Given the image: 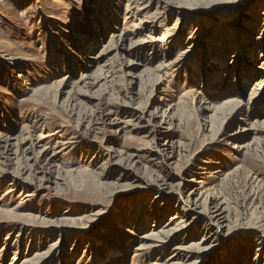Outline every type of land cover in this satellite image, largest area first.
<instances>
[{
  "label": "rangeland",
  "instance_id": "1",
  "mask_svg": "<svg viewBox=\"0 0 264 264\" xmlns=\"http://www.w3.org/2000/svg\"><path fill=\"white\" fill-rule=\"evenodd\" d=\"M127 1H115L119 17L116 23H111L104 30L107 38L112 35L113 28L130 29L135 20L137 23L146 16L144 20L147 21L155 11L153 6L145 15L140 13L135 19L126 13ZM171 1L177 3L176 0ZM240 1L248 0H191L179 7L183 10L181 15L171 14L160 24L156 23L155 37L173 27L180 32V45H170L165 49L169 54L167 61L195 47L193 62L185 64L184 70L179 69L160 85H155L154 77L147 75L145 79L148 81L143 89L139 83L131 84L129 78L122 76V65L128 59L116 56L115 52L91 69V74L105 65L113 69L110 75L113 77L108 78L113 84H107L106 89L109 93L96 100L101 105L106 102L111 105L113 118L125 121L127 116L123 112L126 109L122 104L130 102V94H135L134 102H140L141 108L147 107L151 111L156 107V101L163 97L165 104L159 110L160 115L169 106L175 107L172 113L168 110L174 115L169 131L171 139L168 140L173 144L174 159L167 161L163 146L167 140L157 139L151 133L152 127L119 131L124 128L122 124V127L92 126V112L100 106L80 95L85 94L80 91L85 89H79L78 82L88 66L81 59L87 53V41L96 36L101 22H107L105 17L110 18L109 14L106 16L108 12L103 8V0H0V137L25 139L34 147L39 135L58 131L55 136L42 140L44 146L39 145L48 151L42 154L40 147H35L36 152L31 157L36 158V162L23 160L22 165H25L20 166L16 155H12L11 161L0 164V264H14L15 259V264H22L26 257L48 251L49 259L45 264L165 262L173 247L181 241L199 244L204 231L202 221L174 240L162 254L144 253L139 257L136 251L140 246L139 238L167 224L181 207H184L182 212L188 213L184 203L193 191L203 197L204 207H208L211 201L224 202L233 217L234 233L227 237L228 229H225L218 241L204 246L209 249L203 257L206 261H203L206 264H253L260 250L258 254L263 264L264 243L260 239L264 234V127H259L256 134L228 141L225 134L239 129L238 123H233L232 116L229 117L228 110L219 122L221 124L211 130L203 122L204 115L199 113L201 99L202 103L206 102L202 107L220 106L228 100L220 96L225 83L229 88L233 84L232 74L228 78V74L224 76L226 69L211 64L204 76H208L211 85L217 79L219 82L212 85L213 89L206 90L200 66L216 53L224 56V63L228 64L237 52L234 40L227 38L223 43L220 33L215 32L226 25L221 21L217 23L215 33H207L204 39L201 37L196 42V37L208 29L206 25L199 30V16L209 18L232 13ZM260 8L259 13H262L264 0H261ZM233 18V15L225 17V22ZM56 19L63 23L59 24ZM263 32L260 25L248 30L254 42L262 38ZM143 33L141 37L148 31ZM141 50L138 51L141 55L138 59H153L150 49ZM263 55L255 51L253 69L262 67ZM160 63V59H155L151 65L140 64L137 74L152 72ZM257 78L254 76L245 83L243 95H238L237 99L245 103ZM248 117L249 123L257 120L250 112ZM160 120L161 117L157 119L158 122ZM168 126L169 120L166 119L160 130ZM240 143L250 144L252 147L249 148L253 149L239 151L237 146ZM52 151L57 152L60 158L51 161ZM109 153L112 158L108 157ZM208 162L215 165L210 168ZM27 164L33 167H26ZM32 170L37 179L40 177L39 182L36 180L33 185L25 180L33 173ZM18 172H22V176L15 178L16 183L10 181ZM44 174L51 178L50 181H41ZM12 182L14 188L10 185ZM55 182L59 185L55 186ZM23 189L31 192L32 196L26 199L21 196ZM144 219H147V225L142 222ZM186 236H190L189 239ZM56 244L60 251L51 252ZM217 245L221 247L214 250ZM193 251V257L185 264H201L198 247Z\"/></svg>",
  "mask_w": 264,
  "mask_h": 264
},
{
  "label": "bare ground",
  "instance_id": "2",
  "mask_svg": "<svg viewBox=\"0 0 264 264\" xmlns=\"http://www.w3.org/2000/svg\"><path fill=\"white\" fill-rule=\"evenodd\" d=\"M103 1H104V2H102L104 4L103 8L105 10H107V12H108L106 14V16H108V14H109L110 18L104 16L107 19V22L106 23H105V21L101 22L100 28H98L96 30V31H98V33H95L96 36H92L91 38L88 39L89 41H87V42H88L89 47H88V50H86L87 53H85L83 55V57L81 58L83 61H86L88 66L86 67L85 73L82 76L81 80L78 82V85H79L78 88L80 89V87H81V89H85V90H80L81 92L85 93V94H80V95L85 96L86 97L85 99L89 100L90 103L91 102L95 103L96 100L101 98L103 95H106L107 93H109V91L107 92L106 89H107V84L108 85L113 84V83H111L112 80H110V81L108 80V78L110 79L113 77V75L110 76L113 73V69L110 68L109 65H105L104 67L100 68L94 74H91V69L98 62L102 61L105 57L111 55L113 52H115L116 56H120L124 59H128V62L122 65V76L129 78V80L131 81L130 83L133 85L139 83L140 89H143V87L146 84V81H148V79H145L146 75L148 77L149 76L154 77V80H155L154 84L160 85V83L161 84L164 83L166 81V79H168L171 76V74L174 73V75H175V72L177 73L179 71V69H182L184 67L185 64H190L193 62V60L195 58L194 50H193L195 48L194 46L192 48L190 47L189 48L190 50H187L185 52L183 51L180 56L173 59L172 61H167L169 54L167 55L165 53V49L169 48L170 45L171 46L173 45L176 47V45H180L179 43H181L180 32L175 27L166 29L159 36H156V37L154 36V33L156 32V27H155L156 23L160 24L161 22H163L167 18L168 15H171V14L177 13V14L181 15L182 14L181 12L183 10L182 11L179 10L180 9L179 7L183 6L184 4L186 5V4L190 3L191 0H176L177 3H173L171 0H128L127 1L128 3L126 5V13H128V15H130V17L132 16L133 18L136 19L137 15L140 13H143L145 15L148 11H150V9L153 8V6H155V11L153 12V14L150 17L148 16L149 20H147V21L144 20L145 18H147L146 16L143 19L137 20V23L135 20L133 22L134 24H132V27L130 29H123L122 28L123 30L122 29L120 30L117 27H115V28L112 27L113 31L111 33L112 35L110 36V38L109 37L107 38V32H105L104 30L108 29L112 25L111 23H116L117 16H118L116 13V10H117L116 6L117 5L115 2L116 0H103ZM238 3L240 5L237 6L238 8L236 10H233L232 13L226 12V13L219 15V16H213V17L209 16V18L204 17V16H199V21H200V29L199 30H201V28H203V26L205 27L206 25H208V29L206 32L202 31V33L200 35H198L197 37L195 36L196 42L198 40H200L201 37H202V39H204L203 37L207 33L209 34L210 32L211 33L214 32L217 23H219L221 21V22H223V24H226L225 25L226 27L224 25L220 26L219 29L218 30L216 29V31H215V32L220 33V36L222 37L220 41L221 42L223 41V43H225L227 38L228 39L230 38V39L234 40L233 41L234 45L237 47L236 56L231 60L230 63L225 64L224 59H223L224 56H222L220 53L219 54L216 53L215 55H211V57L210 56L208 58L206 57L207 61L204 64H202L203 66H200V70H199V71H201V77H202V81L204 84L203 88H206V90L213 89L212 85L214 86L215 83L219 82V80L217 79L218 81L217 80L214 81L213 84L211 85V83H209L210 79L207 78L208 76H204V73L209 71L208 68L211 64L219 66L220 68L222 67L223 70L226 69V71H224L225 72L224 76H226V74H228V78H229V75H231V74L233 75V78H232L233 84L231 85V88H229V85L227 83H225V85H224L225 90H221V94H220L221 97H223V98L225 97L228 100L224 101L220 106H216V107H214V106L212 107L210 105L209 106L204 105L202 107L203 103H206V102L202 103L203 99H201L199 101V103H200L199 113L201 112L202 115H204V121L203 122L205 125L209 126L210 130L212 128H214V126H216V125L219 126L221 124L219 122L225 118V114H226L225 111L226 110H228L229 117L232 116V122L235 124L238 123V126H239L238 131H235V132L233 131L232 133L228 132L227 134L224 133L225 137L228 141H234V140L238 141L242 136L245 137V136H249L250 134H256L257 132L260 131L259 127H262V126L264 127V55L262 56L263 57L262 58L263 59L262 67H258L256 69H253V65H252L253 62L255 61V51H259L260 53L264 54V32L262 34V38L258 39L257 42H254L252 39V36L248 34V30L252 26L255 27L256 25H260V27L262 26V28L264 29V8L262 9V13H259L261 11L260 10L261 9L260 8L261 0H248L246 2L240 1ZM100 13H101V11H100ZM201 13H203V12H201ZM242 13H244V15ZM200 15H202V14H200ZM231 15H233L234 18L231 21L229 20L230 22H225V17L231 16ZM176 20L179 23L178 17L176 18ZM56 21L59 24L63 23L60 19H56ZM143 23H147V25H143ZM141 25L143 26L142 28H141ZM144 31H148V34L141 37V35L144 34L143 33ZM194 41H195V39H194ZM211 41H213V40H211ZM84 45H85V43H84ZM182 45H184V43H182ZM193 45H195V44H193ZM144 48H146V49L148 48V49H150V51H152V53H151L152 58H153L152 60H149L147 58H145V59H140V58L138 59L137 58L138 56H141L138 54V51H142L141 49H144ZM198 49L199 48H196L195 50H198ZM200 49H201V47H200ZM107 58H109V57H107ZM155 59L161 60V63L158 64L157 68H155L156 70L153 69L154 71H152V72H144V74H142V75L137 74V69L139 68V66H141L140 64H143V63L146 64L147 63V64L151 65V63ZM135 61H139L142 63H138ZM183 70H184V68H183ZM195 70H197V69H194V71ZM209 76H211V75H209ZM254 76L258 77L257 82L253 85L248 98L246 99L245 103H243V101L237 99L238 98L237 96L243 95V89L245 87V83L251 81V78ZM117 77H118V75H117ZM162 78H165V79L162 80ZM103 80H106V81L104 82V84L100 85ZM221 82H225V81L221 80ZM230 83H231V81H230ZM226 84H227V86H226ZM227 87H228V89H227ZM215 91H216V89H215ZM34 93H37V92L34 91ZM133 95L135 96V94H130V96L128 98V100L130 101L129 103L122 104V105H125L124 108L126 109L125 112H123L127 116L125 121H120L119 118H113L112 115H114V110L111 109V107H110L111 105L108 102L103 103L101 105V102L97 101L96 104H97V106H100L99 107L100 109H97L95 112H92V121H91L93 123L92 126H99V125L105 126L106 124L112 125V126H118V125L121 126V124H122L124 128L121 130L119 129V131H124L126 129L128 130L130 128H132V130H133L135 128H142V129L144 128L145 129L148 127H152L151 133H153L157 137V139L158 138H160V139L165 138L167 140V141H165L166 142L165 145H163V146H165L164 148H166L164 150V153H165V155H168V156H166L167 161L174 159L172 156L173 155V144H171V142L168 141L171 139V135H170L169 131L171 129L170 125L172 124L171 120L174 118L173 117L174 115L172 116V114L168 113V110H170L172 113V110L175 107L171 108L169 106L168 109L164 110L160 115L159 110L162 108L163 104H165V102H163V101H165L163 99V97H160L156 101L157 105L154 108V110L151 111L149 109H146L147 107L141 108L140 102L135 103L134 101L136 98H134ZM204 95H206V94H204ZM204 101H207V100H204ZM179 103H180V105L183 104V102H179ZM257 104H259V105L257 106ZM249 112L252 113L253 116H255V118L257 119L254 123H249V117H248ZM95 117H96V119H95ZM160 117H161V120H160V122H158L157 119ZM166 119L169 120V126L167 128H162L164 130H160L162 127V124H164V122H166ZM204 128H206V127H204ZM221 129H222V127H221ZM91 130H92V128H91ZM97 130H99V129H97ZM206 131H207V129H206ZM57 133H58V131H56V130L53 131L52 133L51 132L48 133V135H43V133H42L41 135H39L38 139L35 140V141H37V145L34 147L32 144L28 145L29 142H26L25 139L13 140V139L9 138V136L0 137V140H1L0 141V161H1L0 164H4L6 162L11 161L12 155H16V162L20 166L22 165L23 160H24V162L26 161L27 163H30L31 161L36 162L35 161L36 158L33 156L35 159H32L31 155L34 154V152H36L35 150L37 149V146H38V148L39 147L41 148V146H39V145L42 143V140H44L47 137L55 136ZM243 139H245V138H243ZM67 143H69V142H67ZM67 145H69V144H67ZM253 145H254V143H253ZM42 146H44V145H42ZM163 146H162V148H163ZM250 146H251L250 144L242 145V143H240V145L237 146V148H239V151H241V150L245 151V150H248V148ZM35 147H36V149H35ZM40 148H39V152H41L42 154H43V152L48 151V150H46L47 148L45 149V147L41 148V151H40ZM234 148H236V146ZM249 149H253V148H249ZM52 152H53V154L50 156L51 161L57 160L60 158L59 154L57 152H54V151H52ZM37 154H38V152H37ZM40 156H42V155H40ZM108 157L112 158L113 155H111L109 153ZM149 157H151V156H149ZM153 158L154 157H152V159ZM37 159H38V157H37ZM131 159L133 160V157ZM156 160H157V158H156ZM211 162H208V164H207L208 167H210L214 164ZM51 163H50V165H52ZM122 163H124V162H122ZM158 164H157V166H158ZM24 165H22V166H24ZM45 166H46V164H45ZM132 166H133V164H132ZM26 167L32 168L33 165L30 166L27 164ZM210 168H212V167H210ZM21 169H24V168H21ZM133 169H134V167H133ZM169 169H171V168H169ZM172 169H173V167H172ZM164 170H166V169H164ZM208 170H210V169H208ZM32 172L33 173H30L29 176H27L25 178L26 182H30L29 184L34 183L36 180H38L40 178L39 177L37 179L35 171L32 170ZM44 172H45V170H44ZM103 172H104V170H103ZM166 172H167V170H166ZM21 173L18 172V173H16L17 175H13L12 179L10 181H13L16 183L15 178L17 179L18 176H22ZM47 173H48V171H47ZM103 176H104V174H103ZM103 176H101V177H103ZM50 179H51L50 177H47L44 174L41 181L42 180L50 181ZM164 179H165V177H164ZM38 182H39V180H38ZM45 184H47V183H45ZM10 185L12 186V188H14L15 184L13 183ZM56 185L58 186L59 183L55 182V186ZM163 185H164V183H163ZM202 185H204V182H202ZM205 185H206V183H205ZM172 188H174V187H172ZM170 190H171V188H170ZM20 192H21V196H23L25 199L32 196L31 192L24 191V189L21 190ZM173 194H174V191H173ZM202 198L197 196L196 192L193 191V193L189 197V200L186 203H184L185 204L184 206H186V208L188 209V213L182 212L184 207H181L180 209L177 208L178 210H176L175 215H173V217L170 219V221L167 224H165L164 226L160 227L157 230L155 229V230L151 231L150 233L145 234L144 236L140 237L139 238L140 246L136 249V251L138 252V256L143 257L144 253L151 254V253L161 252V254H162L166 250V248L174 240L178 239L183 234L190 232L189 230L192 229L193 227H195L194 225H196L199 221H202L203 222L202 227H204V229H203L204 231L202 234V239L199 242V244H195V243L188 244L186 241H189V240H185V242L181 241V244L173 247L170 257H168V259L165 262H163V261H162V263L154 262L151 264H185L193 257V255L195 253L193 251V248H196V247H198L199 251L201 252L200 255L202 256L201 257L202 260L200 263L206 264V262H205L206 258H203V257L208 253L207 251L209 248H205L204 246H206V245L208 246V244H212V243H215L216 241H218L219 237L221 235V232L223 233V231L225 229H228L227 230V237L231 236L234 233V230L232 227V225L234 226V224L232 223L231 218H233V217H231L232 214H230L229 207L227 206V204H225L224 202L211 201V203L209 204L208 207H204ZM156 199H157V197H156ZM164 207H165V205H163V209H164ZM142 222L143 223L145 222L144 225H147V219H144ZM159 224H161V223H159ZM126 232H128V230ZM189 237L190 236H186L185 238L189 239ZM260 240H261V243H264V234L261 235ZM210 246L212 247V245H210ZM220 247L221 246L217 245L214 247V250L218 249ZM50 251L51 252L60 251V247L58 245L54 246ZM48 252L46 254L45 253L44 254L43 253H36L33 257H26L23 260L22 264H45L46 260L49 259L48 258V255H49ZM259 252H260V250H258V253ZM258 253L256 255V258H255V261L253 262V264H261L260 263L261 255H259ZM162 259H163V257H162ZM203 260H205V261H203ZM202 261H203V263H202ZM13 263L14 264L16 263V259ZM263 264H264V262H263Z\"/></svg>",
  "mask_w": 264,
  "mask_h": 264
}]
</instances>
